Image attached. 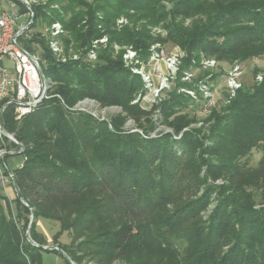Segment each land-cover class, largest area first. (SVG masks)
Wrapping results in <instances>:
<instances>
[{
    "label": "trees",
    "instance_id": "obj_1",
    "mask_svg": "<svg viewBox=\"0 0 264 264\" xmlns=\"http://www.w3.org/2000/svg\"><path fill=\"white\" fill-rule=\"evenodd\" d=\"M56 3L60 10L51 8ZM32 9L33 27L39 18L62 24L68 49H89L104 36L109 43L95 63L58 64L42 33L25 42L32 52L34 44L42 46L44 74L56 85L23 120L5 115V128L27 159L13 170L19 197L12 201L0 184V264H43L44 253L71 264L45 249L39 219L60 225L53 244L76 264H264V82L243 86L208 116L180 92L212 73L182 80L201 54L220 64L213 81L224 64L264 58V0H49ZM124 17L133 26L118 29ZM141 21L162 25L167 36L146 25L138 30ZM155 43H171L185 57L174 88L145 110L133 104L145 93L144 82L114 45L133 46L148 61ZM86 99L122 113L102 120L72 110ZM157 110L172 132L150 137ZM128 119L143 134L127 129ZM255 150L262 156L253 167ZM32 210L31 237L39 247L26 242ZM65 232L68 245L59 242Z\"/></svg>",
    "mask_w": 264,
    "mask_h": 264
},
{
    "label": "built area",
    "instance_id": "obj_2",
    "mask_svg": "<svg viewBox=\"0 0 264 264\" xmlns=\"http://www.w3.org/2000/svg\"><path fill=\"white\" fill-rule=\"evenodd\" d=\"M35 3H38V0H0V184L5 191L11 186L17 192L13 170L22 168L27 159L24 145L14 134L6 130L5 115L9 112L16 121L23 120L51 97L50 90L54 85V82L44 74L43 68L47 65V60L43 56L44 49H41L40 53L38 49L32 52L25 47V42L33 36L31 33L35 14L32 6ZM22 7L27 11H22ZM57 7L58 5L54 6ZM118 23L126 24L127 21L121 18ZM156 30L162 33L160 29ZM64 34L65 30L60 22L46 24L42 33L58 64L80 61L95 63L98 52L105 48L108 42V38L105 37L93 41L89 49L66 48L69 50L66 52L61 40ZM150 54L148 61H143L133 47L124 54L125 66L133 74L139 75L144 82L145 93H140L133 104H140L145 110H151L162 100L165 92L172 89V84L175 86L185 56L181 49L169 53L159 43L152 46ZM193 65L194 67L184 72L183 81L192 83L201 71L210 70L215 73L220 68L217 60L204 54L196 58ZM212 73L196 81L193 89H180V92L187 93L196 103L203 104L202 112L205 116L210 115L213 109L230 104L244 85L245 69L242 63H235L226 74L227 93L220 106V95L218 88L213 84ZM252 81L253 84L264 82V68H259ZM57 97L61 99L60 96ZM87 101L89 100L80 101L72 110L91 113L84 108ZM156 113L160 114V111L157 110ZM126 128L143 134L140 129L129 128L127 125ZM154 132L150 133V137L157 136ZM17 157H21L22 161L9 162Z\"/></svg>",
    "mask_w": 264,
    "mask_h": 264
},
{
    "label": "rangeland",
    "instance_id": "obj_3",
    "mask_svg": "<svg viewBox=\"0 0 264 264\" xmlns=\"http://www.w3.org/2000/svg\"><path fill=\"white\" fill-rule=\"evenodd\" d=\"M28 1H30V0H28ZM90 2H91V0H90ZM48 3H49V0H38V3H35V5H33V6H46V5H48ZM56 5H58L57 3L55 4V5H52L51 6V8H53V9H59L60 10V7H59V5H58V7L57 8H54V6H56ZM122 19H125L126 21H127V23L125 24V23H123V24H119L118 23V21L120 20H118L117 21V24H116V26L118 27V29H122L124 26H126V25H130L131 27L133 26V21L131 20V19H129V18H122ZM190 22H191V20H188L187 22H186V24H190ZM45 24L46 23H44V20L43 19H38V21H36V23H35V25H34V27H33V29H32V33H31V35H35L36 33H44V30H45ZM123 25V26H122ZM143 25H146L149 29H151V32L152 33H154V34H156V35H158V36H161V37H166L167 36V32L163 29V27H162V25H160V26H151V25H149L146 21H141V22H139V23H137V25L135 26L138 30H140L142 27H143ZM64 28V27H63ZM156 29H160L161 31H162V33H159ZM65 30V29H64ZM67 34V32H65V34L63 35V36H65ZM108 38V36H104V37H102V39L103 38ZM108 43H109V38H108V42H107V44L106 45H108ZM156 44H158V43H155V44H153V45H156ZM63 45H64V47H63V49L66 51V52H68L69 50H67L66 49V46H65V44H64V42H63ZM152 45V46H153ZM115 46H118L117 48H114L115 49V51H116V53H118V52H123V60H124V54L127 52V50L129 49V48H131V47H133V46H119V45H114V47ZM152 46H151V48H152ZM162 47H164V46H162ZM34 48L35 49H38L39 50V52L40 53H42V50L41 49H43L42 48V46L41 45H37V44H34ZM70 48V47H69ZM151 48H150V52H151ZM165 49H166V51H168L169 53H172L173 51H175L176 49H179V47H177V46H172L171 45V43H168L167 45H166V47H164ZM74 50V49H73ZM118 51V52H117ZM182 51V50H181ZM151 55V54H150ZM206 56V55H205ZM185 57V56H184ZM207 57V56H206ZM236 63H239V62H236ZM234 65V64H233ZM232 65V66H233ZM231 66V67H232ZM242 66L244 67V69H245V76H244V79H243V81H244V85L243 86H247V87H249L251 84H252V79H253V71L254 70H257V69H259V68H264V58H255V59H252V60H249L248 62H244V63H242ZM218 71H220V68L216 71V72H218ZM197 75V74H196ZM175 84H176V82H175ZM213 84H214V86H215V88H218V93H219V95H220V100H219V105L221 106V104H222V99H223V97L226 95V93H227V88H226V75H225V70H224V74L222 75V76H220L219 78H218V80H216V81H213ZM56 84L54 83V85H53V87L55 86ZM53 87H52V89H53ZM174 88V84H172V89ZM52 89L50 90V94H51V91H52ZM57 96H59V95H57ZM60 99V98H59ZM61 100H62V98H61ZM89 101H87V104H86V106L84 107V108H86V110L88 111V112H91L90 114H92V115H96L97 117L99 116V117H101V119L103 120V119H106V120H109V119H111V118H113L114 116H116V115H118V114H120V113H122V109L120 108V107H106V108H102V107H100V105L96 102V101H94V100H91V99H88ZM63 102V104H64V101H62ZM202 105L203 104H199V106H198V108H197V114L199 115L200 114V116L201 115H203V112H202ZM151 119L153 120V122L155 123V125H156V127H155V132H154V134L155 133H160V132H167V133H170V132H172V130L170 129V128H168V127H166V126H164L163 124H162V121H160L161 119H162V117H161V113L159 114V113H156V112H154L153 114H152V116H151ZM126 125L129 127V128H137V126H136V123L133 121V120H131V119H128L127 120V122H126ZM200 125H196V126H192V127H199ZM141 130V129H140ZM208 132V131H207ZM261 156H262V154H261V152L259 151V150H255L254 152H253V154L251 155V166H253V167H256L257 165H258V162H259V160H260V158H261ZM16 161H22V158L21 157H17V158H15V159H12V160H10L9 162L10 163H14V162H16ZM218 184H223V182H218ZM6 194H7V196L12 200V201H14V198L17 196V192L11 187V186H8L7 187V189H6ZM13 207H14V209H15V205H13ZM214 207H215V203L214 204H212L209 208H208V211L206 212V214L204 215L205 217V219L208 217V215L212 212V210L214 209ZM30 221H31V216H30ZM30 225V224H29ZM28 230H29V228H28ZM60 230H61V228H60V225L59 224H57V223H54V222H52V221H50V220H46V219H39L38 221H37V231L40 233V234H42L44 237H45V239L48 241V243H49V246L51 247V246H57V245H55V244H53L54 243V237L60 232ZM27 233H28V231L26 232V242L27 243H29V244H32V245H37V244H35V242H34V240L32 239V237H30V238H28L27 237ZM30 236H31V231H30ZM59 242L62 244V245H68V244H70V242H71V238H70V235L67 233V232H65V233H63L62 235H61V237H60V239H59ZM175 246L181 251V250H183V248H184V244L183 243H181V241H176L175 243ZM38 246V245H37ZM58 247V246H57ZM63 251V250H62ZM61 253V252H60ZM66 258H67V260L71 263V264H76L75 262H73L72 261V259L69 257V256H67V254L65 253H62ZM43 264H67V261L65 260V258L64 257H62V256H60V255H58V254H53V253H51V254H48V253H44L43 254ZM84 264H94L93 262H91V261H86V262H84ZM115 264H119V263H115Z\"/></svg>",
    "mask_w": 264,
    "mask_h": 264
},
{
    "label": "water",
    "instance_id": "obj_4",
    "mask_svg": "<svg viewBox=\"0 0 264 264\" xmlns=\"http://www.w3.org/2000/svg\"><path fill=\"white\" fill-rule=\"evenodd\" d=\"M18 197H19V194H17ZM34 222V210L31 211V221H30V225H29V230H28V233H27V237L30 238V230H31V227H32V224ZM37 246V245H36ZM39 247V246H38ZM45 249H49V250H57L61 253H63L62 249H60L59 247L57 246H48V247H45ZM65 254V253H64Z\"/></svg>",
    "mask_w": 264,
    "mask_h": 264
},
{
    "label": "crops",
    "instance_id": "obj_5",
    "mask_svg": "<svg viewBox=\"0 0 264 264\" xmlns=\"http://www.w3.org/2000/svg\"><path fill=\"white\" fill-rule=\"evenodd\" d=\"M223 66H224L223 69L225 70V75H226L232 65L230 66V65L224 64Z\"/></svg>",
    "mask_w": 264,
    "mask_h": 264
}]
</instances>
